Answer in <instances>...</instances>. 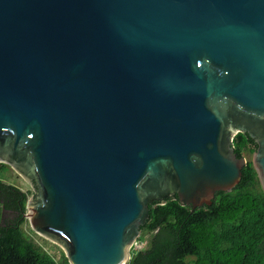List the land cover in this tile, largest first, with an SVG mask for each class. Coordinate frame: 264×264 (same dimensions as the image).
I'll list each match as a JSON object with an SVG mask.
<instances>
[{"label":"water","instance_id":"1","mask_svg":"<svg viewBox=\"0 0 264 264\" xmlns=\"http://www.w3.org/2000/svg\"><path fill=\"white\" fill-rule=\"evenodd\" d=\"M264 193V0H0V163L68 264H127L148 205Z\"/></svg>","mask_w":264,"mask_h":264},{"label":"trees","instance_id":"2","mask_svg":"<svg viewBox=\"0 0 264 264\" xmlns=\"http://www.w3.org/2000/svg\"><path fill=\"white\" fill-rule=\"evenodd\" d=\"M232 147L237 158L247 159L239 183L194 211L176 196L149 204L137 239L145 247L130 251L127 264H264V193L251 162L256 144L239 133ZM7 169L0 163V175ZM30 194L0 180V264H68L57 246L59 261L24 229Z\"/></svg>","mask_w":264,"mask_h":264},{"label":"rangeland","instance_id":"3","mask_svg":"<svg viewBox=\"0 0 264 264\" xmlns=\"http://www.w3.org/2000/svg\"><path fill=\"white\" fill-rule=\"evenodd\" d=\"M0 180H2L3 182H5L7 184H11L13 186H16L24 192H28V193L30 192L31 194H30L29 198H32L33 193H34L33 188L28 183H26L20 176H18L12 169L9 168L6 171H4L0 175ZM24 229L27 232H28V229H30L28 222H26ZM32 237L38 244H40L42 246L44 251H46L50 255H54V257L57 261L60 260V252L58 251V249H56L53 246V244H51L50 242L49 243L41 242V240L36 236H32Z\"/></svg>","mask_w":264,"mask_h":264},{"label":"built area","instance_id":"4","mask_svg":"<svg viewBox=\"0 0 264 264\" xmlns=\"http://www.w3.org/2000/svg\"><path fill=\"white\" fill-rule=\"evenodd\" d=\"M145 247V243L144 242H140V241H135L133 244H132V247H131V250L130 251H140L142 250L143 248Z\"/></svg>","mask_w":264,"mask_h":264}]
</instances>
